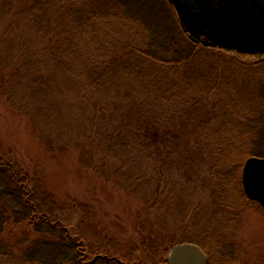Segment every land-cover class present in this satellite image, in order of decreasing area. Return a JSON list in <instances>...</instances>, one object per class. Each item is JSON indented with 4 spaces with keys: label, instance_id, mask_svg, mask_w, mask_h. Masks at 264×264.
I'll use <instances>...</instances> for the list:
<instances>
[{
    "label": "rangeland",
    "instance_id": "rangeland-1",
    "mask_svg": "<svg viewBox=\"0 0 264 264\" xmlns=\"http://www.w3.org/2000/svg\"><path fill=\"white\" fill-rule=\"evenodd\" d=\"M36 3L46 4L54 17L62 12L57 0H0V156L28 175L40 209L59 217L88 256L109 246L124 260L139 258L147 245L137 243L142 232L151 228L169 238L191 218L202 229L212 226L214 234L220 232V223L207 222L220 210H215L216 186L202 167L206 144L194 142L197 120L185 123L181 116L180 126L178 104L158 106L154 96L122 100L119 92L93 94L86 82L93 70L89 60L96 56L94 45L87 47L91 37H83L73 50L44 49L50 38L34 30V18L27 14ZM129 32L131 37L120 33L116 38L140 43V35ZM58 37L57 32L54 39ZM99 42L112 43L111 32ZM124 44L118 43L114 59ZM222 52L244 62L257 60ZM180 73L168 75L177 79ZM71 78L77 82L73 89L64 83ZM188 100L184 106L190 105L193 115L207 114L206 105L194 107ZM143 122L171 130L169 144L156 148L136 142L134 133ZM239 210L235 218L230 211L222 213L232 223L228 239L234 237L226 259L214 250L213 264H264V213L253 204ZM37 237L24 225L4 239L17 252ZM202 252L207 260L208 249Z\"/></svg>",
    "mask_w": 264,
    "mask_h": 264
},
{
    "label": "trees",
    "instance_id": "trees-1",
    "mask_svg": "<svg viewBox=\"0 0 264 264\" xmlns=\"http://www.w3.org/2000/svg\"><path fill=\"white\" fill-rule=\"evenodd\" d=\"M57 1L62 9L57 17L44 8L47 6L44 3H36L27 14L34 18V30L50 38L49 43H43L44 49L73 50L83 37H91L87 47L94 45L96 56L89 60L93 70H88L86 82L93 94L102 97L119 92L122 100L150 95L158 106L165 104L170 108L178 104L180 126L181 116L188 121L185 123L197 120L194 142L206 144L208 157L202 167L216 186L215 210L222 211H212L207 222L220 223L221 230L214 234L212 226H202V229L191 218L185 228L178 230L180 234H171L169 238L151 228L142 232L143 240L137 243L147 245L139 252V258L124 260L109 246L88 256L83 252V244L59 217L54 218L51 212L40 209L28 175L17 172L11 160L0 156V264H167L168 251L182 242L192 243L203 251L208 249L207 264H213L214 250L221 260L226 259L234 235L228 239L226 230L232 223L222 213L230 211L235 218L239 208L246 204L257 205L263 212L256 201L245 197L240 173L247 158L264 156V55L240 54L246 58L257 57L255 61L244 62L224 55L218 48L193 42L182 29L169 0ZM130 30L140 35V43L133 38L127 42L116 38L120 33L131 37ZM57 32L59 37L54 39ZM107 32H111L113 42L101 45L99 39ZM121 42L125 43L122 54L114 59L115 49ZM179 71L180 75L174 79L173 75ZM64 83L72 89L77 86L73 78ZM188 98L193 99L194 107L206 105L207 114L193 115L192 107L184 106ZM209 102L212 105L207 108ZM199 110L196 108L195 112ZM152 124L143 122L134 133V140L156 148L168 145L172 131H159L161 126ZM24 225L31 227L38 237L28 247L15 252L4 237ZM231 246L235 249L233 243ZM135 249L136 246L131 252H136Z\"/></svg>",
    "mask_w": 264,
    "mask_h": 264
},
{
    "label": "water",
    "instance_id": "water-1",
    "mask_svg": "<svg viewBox=\"0 0 264 264\" xmlns=\"http://www.w3.org/2000/svg\"><path fill=\"white\" fill-rule=\"evenodd\" d=\"M181 27L193 42L205 47L247 55H264V0H169ZM245 197L264 213V156L247 158L241 171ZM192 257L207 264L202 250L192 244L173 246L167 264H184Z\"/></svg>",
    "mask_w": 264,
    "mask_h": 264
},
{
    "label": "bare ground",
    "instance_id": "bare-ground-1",
    "mask_svg": "<svg viewBox=\"0 0 264 264\" xmlns=\"http://www.w3.org/2000/svg\"><path fill=\"white\" fill-rule=\"evenodd\" d=\"M184 264H196V262H195V260H193L192 257H190V258H187L185 260V263Z\"/></svg>",
    "mask_w": 264,
    "mask_h": 264
}]
</instances>
